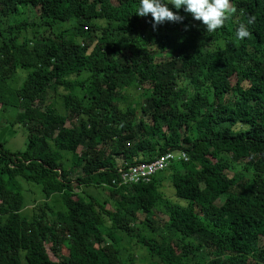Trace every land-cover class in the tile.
<instances>
[{"label": "trees", "instance_id": "trees-1", "mask_svg": "<svg viewBox=\"0 0 264 264\" xmlns=\"http://www.w3.org/2000/svg\"><path fill=\"white\" fill-rule=\"evenodd\" d=\"M137 6L0 0V107L27 130L24 149L0 137V264H135L132 242L146 264H264V0H231L211 33L171 5L183 19L154 29Z\"/></svg>", "mask_w": 264, "mask_h": 264}, {"label": "clouds", "instance_id": "clouds-1", "mask_svg": "<svg viewBox=\"0 0 264 264\" xmlns=\"http://www.w3.org/2000/svg\"><path fill=\"white\" fill-rule=\"evenodd\" d=\"M189 13L194 20L200 21L206 32L211 33L221 28L228 16L232 13L231 0H138V6L134 11L138 16L151 15L152 26L163 24L165 21L179 22L183 17L178 11L168 7ZM252 23V19L248 20ZM249 36L248 29L242 24L235 29V37L242 40Z\"/></svg>", "mask_w": 264, "mask_h": 264}, {"label": "rangeland", "instance_id": "rangeland-1", "mask_svg": "<svg viewBox=\"0 0 264 264\" xmlns=\"http://www.w3.org/2000/svg\"><path fill=\"white\" fill-rule=\"evenodd\" d=\"M23 17L21 15L15 16L14 21L15 23L19 22ZM21 71V70H20ZM21 73L19 72V75L17 77V80L15 83H18L21 80ZM25 73V71H24ZM26 74V73H25ZM23 82V78L21 83ZM58 98V97H57ZM133 99H137V94L132 95ZM132 98H130L132 101H134ZM60 106L59 108V116L56 117L55 120L59 122H65V109H64V100L63 98H58V104ZM130 112H133V110H130ZM21 114L17 113V110L14 108L9 107L4 113L1 111L0 107V137L6 142V146L11 150H18V149H24L26 147L27 143V130L25 127H23L18 121ZM12 123V124H11ZM180 167V164H178ZM11 175L14 177L15 172L12 170ZM23 182V181H22ZM89 192L96 193L97 191L94 188L87 189ZM41 186L39 185H30V187H27L25 190V210L26 212L29 210H32L34 205L36 204L35 200H41ZM156 216L158 220H161L164 222V219L166 218L164 215L159 213V211H156ZM140 219L144 218L143 214L139 215ZM72 246V243H66L63 247V255H68L69 249ZM127 252H133L135 255L138 256L137 261L135 264H146L147 260L142 262L143 258L147 257V252L144 249H140L137 245H134V242H132L130 245L126 246Z\"/></svg>", "mask_w": 264, "mask_h": 264}, {"label": "built area", "instance_id": "built-area-1", "mask_svg": "<svg viewBox=\"0 0 264 264\" xmlns=\"http://www.w3.org/2000/svg\"><path fill=\"white\" fill-rule=\"evenodd\" d=\"M177 156L180 160L187 161L188 156L185 152H169L161 157L151 161L142 162L128 167L120 166L118 168V176L113 183L119 185L137 184L147 182L153 174L162 171Z\"/></svg>", "mask_w": 264, "mask_h": 264}]
</instances>
